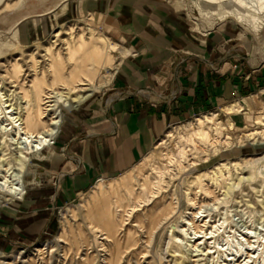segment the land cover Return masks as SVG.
I'll return each instance as SVG.
<instances>
[{"label": "rangeland", "instance_id": "374dc122", "mask_svg": "<svg viewBox=\"0 0 264 264\" xmlns=\"http://www.w3.org/2000/svg\"><path fill=\"white\" fill-rule=\"evenodd\" d=\"M162 1L202 33L229 23L246 43L245 60L250 63L256 54L258 63L264 59L263 2L243 0L238 6L235 0ZM76 5L79 0H0V101L6 100L22 119L31 113L44 126L54 115L47 111V96L54 91L60 96L61 112L58 139L40 152L25 147L19 151L10 130H5L9 126L4 114L0 118V237L8 241L6 247L0 244V264H234L243 261L245 249L252 257L243 264H264V134L239 138L229 129L232 137L215 151L207 144L196 149L187 139L205 115H215L226 125L231 120L247 132L258 127L264 105L243 109L237 100L224 104L239 103L229 114L221 111L222 105L171 124L125 173L97 178L70 203L51 207L50 195L38 190L40 202L34 209L47 211L45 225L35 233L9 235L3 221L11 223L17 212L7 205L28 199L39 188H55L61 174L77 163L69 145L58 142L62 130L73 127L70 119L79 120L83 104L107 87L127 51L102 27L104 17L76 14ZM254 36L260 44L257 51ZM80 88L92 92L75 110L71 100ZM236 113L242 115L239 125L231 118ZM79 126L73 127L67 142ZM180 148L186 152L179 153ZM62 158L63 166L50 167ZM234 162L240 165L237 170ZM221 164L230 168L228 173L222 170L225 179L220 177L219 185L209 177L200 182V175H212ZM12 179L16 187H25V193L3 196L14 185ZM104 209L109 212L105 218L115 223L116 241L102 230L103 214L98 213ZM5 213L10 218H4ZM195 213L201 230L209 231L204 219L216 227L211 239L193 249L194 239L188 242L189 234L182 229ZM213 246L212 251H218L206 253Z\"/></svg>", "mask_w": 264, "mask_h": 264}, {"label": "crops", "instance_id": "0c3cea01", "mask_svg": "<svg viewBox=\"0 0 264 264\" xmlns=\"http://www.w3.org/2000/svg\"><path fill=\"white\" fill-rule=\"evenodd\" d=\"M79 1L75 13L104 17L102 27L127 51L102 93L83 104L79 120L70 119L69 125L80 126L68 142L73 127L62 130L58 142L69 145L77 163L61 174L55 188H39L7 205L17 212L11 223L3 221L10 236L45 225L47 211L34 209L38 190L50 195L51 207L70 203L97 178L125 173L171 124L232 100L243 109L264 105V59L258 63L256 54L250 63L245 60L246 43L229 23L202 33L162 0ZM252 46L260 48L256 36ZM231 118L243 122L241 113ZM59 164L64 165L63 158L50 167ZM0 244L6 247L8 241L0 237Z\"/></svg>", "mask_w": 264, "mask_h": 264}, {"label": "bare ground", "instance_id": "6f19581e", "mask_svg": "<svg viewBox=\"0 0 264 264\" xmlns=\"http://www.w3.org/2000/svg\"><path fill=\"white\" fill-rule=\"evenodd\" d=\"M236 1H237L238 6L242 5L243 0H235V2ZM258 2L264 3L263 0H259ZM245 28H247V27H245ZM91 92L92 91L89 89H82V88L79 89L77 96L71 100V104L75 110L80 109V104L83 101H85L91 95ZM47 98H48L47 102H49V104H48L49 107L47 108V111L53 112L54 115L51 116L50 122L47 124H44V126H42L39 123L38 118H33V116H31L32 115L31 113L25 119H22L19 115H16L17 113L15 112V110L12 107H10L9 104L6 103V100H4L2 102L0 101V105H2V106H0V108H1L0 109V118H1L2 114H4V116H3V117H5L4 121L7 122L6 125L9 126V128H6L5 130H6V132L10 130V132L13 136V138L11 137L12 143L15 144V147L19 151H22V148L25 147L26 150H29L31 152H40L45 147L47 149H49L54 144L55 139H58V136L60 133V125H61V118L59 117V115H61V112L60 111L57 112V109H58L57 104L60 102V96L57 94V92L52 91L47 96ZM237 105H239L238 102H232L229 105L222 106L220 109H221V111L225 112V114H229V113H231L232 108L236 107ZM37 108H36V112H37ZM38 115H39V112L37 113V116ZM214 117H215V115L212 117L205 115V116H203V118H200L198 128L196 130H191L190 135L187 136L188 137L187 139L191 142V145L192 146L194 145L196 147V149H198L200 144L201 145L207 144V145H209V147L210 146L213 147L214 151H215V150L219 149L218 146H221V145L223 146L224 144L226 145L228 140L232 137V136L230 137V133H229L230 130L229 129H235L237 131L236 136L238 135L239 138L240 137H242V138L247 137V138L251 139L255 136V134H264V129L256 130V128L257 129L260 127L264 128V116L260 117V119L256 121V124H258L260 127L258 126L255 129L249 130L248 132H247V129L244 130V128H243V130H242V129L237 128L231 120H228V123L226 125L224 123H221L218 120V118H214ZM38 125L40 126V130L35 129V127ZM246 127L247 126H245V128ZM31 128H32V130H31ZM184 148H180L179 153L186 152V151H184ZM202 148H203V146H202ZM204 154H206V153H204ZM263 158H264V152H263V156L261 157V159H263ZM231 165L236 170L240 166L239 163H237V162H234ZM229 168L230 167L227 164H221L219 167L216 168L217 170L213 171L212 175H210V176L207 174L200 175L199 180H200V182H202L204 180L203 177H209V179L212 182L219 185L221 179H223V180L225 179V174L222 173V170L225 169V170H227V173H228ZM6 171L9 172V170H6ZM218 171H219V175L217 173ZM220 177H222V178L220 179ZM3 178H5L4 181L8 180V179H6V175H3ZM13 181L14 180L12 179V184H14V185L10 186V189L4 190L3 196H15V194H24L25 193V192H23L25 187H22V188L16 187L15 186L16 183H13ZM106 213H109L107 209L99 210V213H98L99 215L103 214V217L100 219L101 224L103 225L102 230L103 229L106 230L105 233H106L107 238L109 237L112 240L116 241V234L113 231V227H115V223L113 222V220L105 218L107 215ZM195 218H197L196 213L193 215L192 221H185L184 222L185 226L182 229V232H185L186 235L189 234V237L186 238L188 242H190L192 239H194L193 244L190 246L193 249L201 246L202 244H205L207 239H211L212 237L211 236L208 237V236H209V234H211L213 232L212 229H214L216 227V225L211 224L210 220L204 219V220H201L203 222L202 224H203V226H206L209 224V231L201 230L199 228V225H197V221H195ZM186 225H187V227H186ZM116 228H114V230ZM189 230H191V233H193L192 236L190 233H188ZM246 233H249V232H246ZM174 239H175V241H174L175 247L177 249H179L180 248V245L178 242L179 238L175 237ZM248 246L253 247V245H251L250 241H248ZM214 248H215L214 246L209 247V249L206 251V253H210ZM215 251H218V250H215ZM215 251H212V252H215ZM236 252H237V250H236ZM244 253L246 256L243 259V261H239L237 259L234 262V264H243L242 262L247 261L246 260L247 257H252V255H250L249 250L245 249ZM111 254H112V252H111ZM244 264H246V263H244Z\"/></svg>", "mask_w": 264, "mask_h": 264}, {"label": "built area", "instance_id": "2783aa9c", "mask_svg": "<svg viewBox=\"0 0 264 264\" xmlns=\"http://www.w3.org/2000/svg\"><path fill=\"white\" fill-rule=\"evenodd\" d=\"M77 161H78V158H77Z\"/></svg>", "mask_w": 264, "mask_h": 264}]
</instances>
